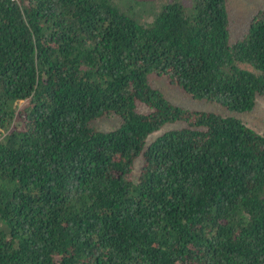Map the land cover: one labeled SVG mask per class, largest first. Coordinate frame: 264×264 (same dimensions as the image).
Here are the masks:
<instances>
[{
    "label": "trees",
    "instance_id": "16d2710c",
    "mask_svg": "<svg viewBox=\"0 0 264 264\" xmlns=\"http://www.w3.org/2000/svg\"><path fill=\"white\" fill-rule=\"evenodd\" d=\"M150 1L0 0V264H264V10Z\"/></svg>",
    "mask_w": 264,
    "mask_h": 264
},
{
    "label": "rangeland",
    "instance_id": "374dc122",
    "mask_svg": "<svg viewBox=\"0 0 264 264\" xmlns=\"http://www.w3.org/2000/svg\"><path fill=\"white\" fill-rule=\"evenodd\" d=\"M165 1V0H154L150 1V6H156L157 2ZM264 10V0H229L228 2V10L230 12L231 23L229 24L231 37H239L242 34V26L243 24L248 25L251 17L256 13L257 10ZM146 16V15H144ZM149 18L146 16L144 22ZM153 84L156 87H160L164 90L165 94L172 102L178 104L182 108L185 109H197V110H209V109H219L222 107L220 104L216 102L205 101L201 102L198 100H194L190 97H187L182 91L178 88H167V84L164 77H160L155 79ZM174 100H173V99ZM20 104V103H19ZM241 119L248 125L254 128L256 131L264 134V102L260 100L256 107L252 109V111L240 115ZM115 122L110 120H103L100 122V127L104 129L113 128ZM170 126V125H169ZM168 127V126H166ZM164 127L163 129H165ZM162 130V129H161ZM159 133V131L152 134L151 137H155V135Z\"/></svg>",
    "mask_w": 264,
    "mask_h": 264
}]
</instances>
